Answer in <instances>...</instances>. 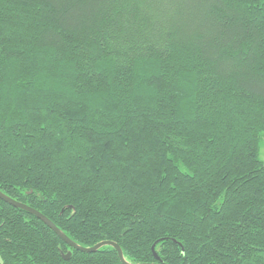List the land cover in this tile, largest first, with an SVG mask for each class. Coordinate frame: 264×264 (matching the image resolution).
<instances>
[{
    "label": "trees",
    "instance_id": "trees-1",
    "mask_svg": "<svg viewBox=\"0 0 264 264\" xmlns=\"http://www.w3.org/2000/svg\"><path fill=\"white\" fill-rule=\"evenodd\" d=\"M263 146L264 0H0V192L77 245L264 264ZM0 264L122 263L0 199Z\"/></svg>",
    "mask_w": 264,
    "mask_h": 264
},
{
    "label": "water",
    "instance_id": "water-1",
    "mask_svg": "<svg viewBox=\"0 0 264 264\" xmlns=\"http://www.w3.org/2000/svg\"><path fill=\"white\" fill-rule=\"evenodd\" d=\"M0 199L6 203L12 205L15 208H19L21 210L28 212L29 214L36 216L38 219L43 221L58 237H60L72 249H75V250L80 251V252L91 253V252L97 251L99 248H101L103 246H111L116 250L117 256H118V258L122 264H136V263L127 262L123 257L121 248L119 247V245H117L114 242L103 241V242L96 244L93 247H89V248L81 247V246L77 245L76 243H74L72 240H70L49 219H47L45 216H43L37 210H35V209H33V208L23 204V203L17 202L15 200L5 196L1 192H0ZM70 255H71V252L70 251L67 252V254L64 255V259H68ZM138 264H158V263H138Z\"/></svg>",
    "mask_w": 264,
    "mask_h": 264
},
{
    "label": "rangeland",
    "instance_id": "rangeland-1",
    "mask_svg": "<svg viewBox=\"0 0 264 264\" xmlns=\"http://www.w3.org/2000/svg\"><path fill=\"white\" fill-rule=\"evenodd\" d=\"M260 158L263 160L264 159V146L260 150Z\"/></svg>",
    "mask_w": 264,
    "mask_h": 264
}]
</instances>
